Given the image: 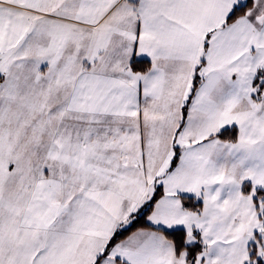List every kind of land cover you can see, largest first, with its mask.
I'll use <instances>...</instances> for the list:
<instances>
[{
    "label": "snow or ice",
    "instance_id": "obj_1",
    "mask_svg": "<svg viewBox=\"0 0 264 264\" xmlns=\"http://www.w3.org/2000/svg\"><path fill=\"white\" fill-rule=\"evenodd\" d=\"M0 264H264V0H0Z\"/></svg>",
    "mask_w": 264,
    "mask_h": 264
}]
</instances>
